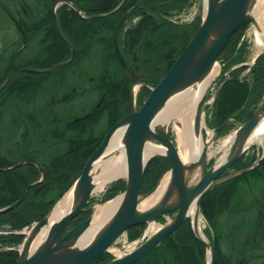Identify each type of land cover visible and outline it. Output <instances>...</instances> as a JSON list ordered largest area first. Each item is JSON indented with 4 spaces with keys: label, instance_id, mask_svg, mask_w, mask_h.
<instances>
[{
    "label": "rangeland",
    "instance_id": "obj_1",
    "mask_svg": "<svg viewBox=\"0 0 264 264\" xmlns=\"http://www.w3.org/2000/svg\"><path fill=\"white\" fill-rule=\"evenodd\" d=\"M96 1L99 3L100 0ZM205 3V0H195V3L189 6L187 10H181L182 13L179 11L177 13L174 12L172 19H174L175 24L176 21L185 24L194 18L198 20L201 18L200 15L204 16ZM48 8V4L44 3V5L40 6V11L50 10ZM38 14L40 15V13ZM115 15V18H111L109 22L102 17L95 19L91 24V28L80 26L82 34H87L85 43L80 44L78 55L74 62L55 68L56 70L53 73H58V78L56 76H50L49 78L24 77L25 80H21L23 82L21 90L15 91V87L13 86V90L8 89L3 94L4 101L2 102V107L0 105V151L3 152L6 158V165L17 163L18 161L19 163L13 167L6 166V168L8 167L5 171L6 173H0V210L8 208L0 213L19 209L27 202H30L29 205L33 207L43 202L52 203L42 218L33 220L29 225L19 230H14L21 232V234H13L22 236V243L14 247H7L17 250L19 256L26 238L22 233L26 232L29 234L36 222L41 221L53 211L79 179L88 162H86L82 172L78 174L73 183L63 192L61 187L66 183L67 177V180H69V170L67 169L69 168V159L73 158L74 162L79 164L78 160L80 156L84 159L83 153H88L87 149L91 144L90 141L101 139L103 137L101 135L106 133L113 121L109 101L107 103L103 102L101 107L96 108V105L101 101V95L98 91L99 83L96 81L92 85L88 79L90 76L96 75L99 78L103 76L105 81L109 82L114 75L117 77L118 73H120L122 65L115 56L112 38L114 34L113 28L121 15L119 17L117 14ZM254 24L253 19L249 16L246 25L242 29L244 31V39L249 44V54L246 61L248 64L253 63L257 51ZM190 31V27L185 32V28L162 26L159 31L152 30V33L147 38V42L152 40L162 42L164 40V32L167 34L176 32L181 33V35H188L192 33ZM44 35L46 36L47 34L45 32L39 33L38 42L34 50L29 49V46L26 49L33 52L31 57L35 56V53H44L47 41L48 43L50 41ZM169 42L171 40L163 44L165 45ZM171 44L168 45L167 54L174 47L178 46L175 44L170 46ZM147 46L140 50L142 59H145ZM164 62L157 65L159 70L165 68ZM219 64L221 65V73L214 79L208 89L205 102H212L215 97L218 80L223 72L222 60L219 61ZM54 66L52 65V67ZM247 72L248 69L245 70V73ZM80 80L81 84L74 87ZM138 90L139 84H136L133 90L136 108H139V104L137 103ZM51 97H54L53 101H50ZM88 108H94V114L76 123L74 120L87 114L86 109ZM96 110L98 111L95 112ZM210 115V109L204 111L207 127L204 128L203 133L206 139L211 138L212 142L216 145L230 139L236 134L239 127L242 126V123L237 121L238 123L236 122V124H230V128L226 133L221 132L216 135L214 127L208 124ZM208 129L213 131L212 137L209 136L210 132ZM169 131L172 138L176 140L172 127ZM27 154L33 157H30L31 159L25 163L20 162L25 157L24 155ZM244 155L256 158V161L253 163L254 166L248 167L249 169L252 168L247 171L248 173H241V170L232 171L231 175L237 174L235 177L239 178L237 188L230 193L231 198L228 203L224 207H221L218 218L217 216L215 218V225L212 226L209 223L203 212L201 203V226L207 240L214 245L216 254L215 264H264V217L259 212L261 208L263 210L264 201L263 205L258 204L260 198L264 200V162H262L264 161V146L254 145L247 149ZM215 161L213 160L212 162ZM74 162L73 164L75 165ZM26 165L36 166L39 171L38 178L40 180L35 182L31 178L30 174L32 170L25 167ZM235 169L238 168L235 167ZM169 172L171 170H168L153 188L147 191L142 190V193H147L157 188L158 184L161 183V180ZM47 178L48 183H45L44 180ZM107 185L103 190L96 191L92 195L90 202L86 205V210L81 212L87 213L88 217L79 222L74 221L73 223L76 222L75 224L70 223L78 218L80 213L66 225L63 233L87 220L91 215H94L98 206L118 198L126 191L105 200L103 195L107 189ZM99 200L102 202L100 203ZM175 215L176 213L172 215L168 214L166 217L157 219L155 223H158L160 226L166 225ZM187 221L191 226V221ZM187 221L182 225L187 223ZM137 226H142L140 229L141 233L138 236H132V233L128 232V229L111 247L110 252H108L111 255L109 258L116 257L115 250L117 249L122 250L124 255L128 254L133 249L130 247L131 245H135V242L138 241L142 244L144 239L153 234L148 224ZM5 230L12 229L0 227L2 234H9V232L4 233ZM173 234L174 232L169 234L158 247L142 257L139 260L140 264H210V250L206 248L204 243L199 241L206 248L202 259L201 257H197L196 254L198 252H196L195 246L192 247L190 245V240L186 235L185 238H182L184 234L181 233V238L179 235L176 242H173L171 238L169 239Z\"/></svg>",
    "mask_w": 264,
    "mask_h": 264
},
{
    "label": "water",
    "instance_id": "obj_2",
    "mask_svg": "<svg viewBox=\"0 0 264 264\" xmlns=\"http://www.w3.org/2000/svg\"><path fill=\"white\" fill-rule=\"evenodd\" d=\"M126 1L123 0L114 11L101 16L116 12ZM205 1L207 9L190 43L161 81L156 86L151 87V93L141 108L137 109L134 106L131 113L116 122L108 131L100 147L88 160L81 176L73 185L75 196L73 207L52 224L46 239L37 248H33V242L41 230L49 224L52 212L41 221L36 222L29 234L26 232L22 233L26 238L16 264H99L101 257L106 252H110L114 243L129 228L140 224L149 225L151 222H156L157 219L173 212H177L176 216L168 224L161 226L156 233L144 241L136 250L105 264H132L136 262L158 247L169 234L175 232L188 218L192 219V228L196 238L210 250V264H215L214 245L199 235L198 221L201 203L217 183L225 179H219L218 177L232 167L246 151L245 145L251 133L264 116V101L253 116L237 130L231 144L228 159L217 168L215 165L210 166V162L206 158V152L203 153L198 161L185 164L180 157L178 145L169 136L168 129L155 123L158 114L172 97L189 88L198 87L200 83H203L211 75L216 63L219 62V56L244 21L249 16L254 21L251 11L256 0ZM126 17L127 14L116 28L115 48L124 74L128 77H133V72L125 60L118 43ZM71 48L73 51L71 59L55 65L50 70L73 61L75 50L72 45ZM135 78L136 84H139L137 77ZM219 91L220 89L217 90L215 98L218 96ZM207 92L208 90L197 105V131L200 130L204 111L207 110L211 103L204 102ZM239 113L240 111L237 114ZM229 120L230 118L220 127L215 128L214 133H217ZM122 128L125 129L123 141L126 150L128 174L109 181L112 182L121 178L127 180V189L120 195L123 196L121 205L109 217L101 230L89 239H86V233L91 227L93 215L63 233L66 225L86 210V205L97 191L92 168L94 163L105 154L114 134ZM150 141L164 145L166 152L147 154L146 146ZM156 155L164 156L171 165V181L161 200L146 211H141L139 208L141 201L150 196L156 189L147 193H142L141 191L148 167ZM198 168H200L201 178L197 184H190L188 175ZM248 170L250 169L241 170V173ZM235 175H231V177ZM99 202L101 203L102 201L99 200ZM194 202H197L198 208L195 218H192L189 212ZM7 209L0 210V212ZM6 232L21 234L18 231Z\"/></svg>",
    "mask_w": 264,
    "mask_h": 264
},
{
    "label": "flooded vegetation",
    "instance_id": "obj_3",
    "mask_svg": "<svg viewBox=\"0 0 264 264\" xmlns=\"http://www.w3.org/2000/svg\"><path fill=\"white\" fill-rule=\"evenodd\" d=\"M105 1H109V0H105ZM105 1L100 0L98 3L96 0H0V105L1 107H2V102L4 101L3 94L8 89L13 90L12 88L13 86L15 87V91L21 90V86L23 85V82H21V80L24 79V77H30V78L47 77L49 78L50 76L51 77L56 76L58 78V73H53V71H55L56 69H53V70H50V69L53 68L52 65H57L62 62L63 63L67 62L72 57L73 51H72L71 45L74 47V50H75V57L72 62L75 61V58L78 55L77 54L78 48L80 44L85 43V39L87 37L86 36L87 34H82V32L80 31V26L81 25L88 26L89 28H91L92 20L97 19L99 17L101 18V16H98V14H96L95 12H89V10L93 8H97V7H102V4ZM126 2L122 5L121 8H119L116 12L113 13L115 15L122 11L120 19L117 21V24L113 28L114 34L112 38V45L115 51V56L119 59L118 54L116 52V48H115V32H116V28L118 24L120 23L122 18L127 14L125 23L122 27V30L118 38V43H119L121 52L134 75L133 77H129V78H133L135 80L136 79L135 77H137L138 81L141 82V84H143L141 85L137 93L138 94L137 103L139 104V106H141V104L144 101L143 100L141 103V100H140L142 90L143 88H147L149 90L150 85L148 86L143 82V80L145 79V73L143 72V69L141 68L143 63H140L141 57H142L140 55V48L137 47L135 50L132 51L130 55L128 54L126 55L124 51V44L122 42L123 37H124V30L127 28L125 25L130 22L129 24L134 29V27L139 25L140 20H141V15L133 16L132 8L123 10L122 8L126 4ZM44 3L48 4L49 6L48 9L50 10L40 11V6L44 5ZM38 13H40V15ZM92 16H96V17H92ZM195 20L197 19L194 18L185 24L191 25L195 22ZM86 21H89V22L85 23ZM2 22L4 23L3 25H2ZM42 32H45L47 34L46 36L45 35L44 36L47 38V40L49 39L50 41L49 43L47 41V44H46L47 46L44 48V53H38V54L35 53L36 55L31 57L33 52H30L29 49L34 50V47L36 43L38 42L39 33H42ZM241 33H242V37L240 38L238 42L239 44L237 46V53L239 52L238 50H239V47L242 45V43H247L243 36L244 31H241ZM143 40L144 38H142L141 43L143 42ZM28 46L30 48L27 51L26 49L28 48ZM248 47H249V44L247 43V49ZM247 53L249 54V51ZM248 54L244 61L237 62V63L236 62L233 63V59L236 53H234V55L230 57L229 59H227V57L225 56L220 59L223 62V70L224 68H226V66H229V68L226 71L222 72V76L218 80L219 82H218L216 89L217 90L220 89L219 94L221 90L223 89V87L226 85V83H228L231 79H233V77L235 76L234 75L235 71L240 70L238 72L239 80L253 81V79H250L251 78L250 73L252 71V67L255 65L257 60L264 54V50H262L259 54H257L254 57L252 64H248L246 62L248 59ZM247 69H248V72L245 73V70ZM124 76L126 75L124 74L123 68H121L120 73H118L117 77L114 75L109 80V82H106L103 76L99 78V76L96 77V75H92L88 79L89 83L92 85L93 83L95 84L96 81L99 83L98 91H99V94L101 95V98H100L101 101L96 105V108L101 107L103 102L107 103L109 101V107L111 109L113 121L109 129L106 131V133L101 135V137L103 136L101 139L90 141L91 144L87 149L88 153L87 154L83 153V156L87 157L85 160V163L88 161L90 156L100 147V145L104 141L110 128L120 119L125 117L123 115L121 117L119 116V112L122 110L123 105H124L123 97L118 94H115V91L110 89V86L113 84V82L119 81V79ZM80 84H81V80L78 81V83L75 84L74 87ZM219 94L215 98L213 103L208 107L211 113L208 124L211 127L217 128V127H220L222 124H224L226 120H228L229 118L230 120L221 129H219L217 133H215L216 135L220 134L221 132L226 133L227 130L230 128L229 127L230 124H236L237 121L241 122L242 125L245 124L253 116L252 115L247 119V114L244 113V107H241L239 110H237L234 113L233 116H230L226 120L219 123V121L215 120V115H214L215 114L214 112L215 102H216V99L219 97ZM60 99L61 97L59 98V101ZM53 100H54V97H51L50 101H53ZM263 101H264V95L259 102V106L262 104ZM134 104H135V98L133 94V86H131L130 110L128 109L127 110L131 112L133 110ZM97 111L98 110H96L95 112ZM128 111H125V114L127 113L128 115L130 113ZM239 111L240 113L237 114ZM86 113L87 114L79 118H76L74 121L77 123V122H81L87 117H91V115L94 114V108L86 109ZM239 116H243V117L239 118ZM217 124H220V125H217ZM244 154L233 164L232 167L228 168L222 175L218 177L219 179H223V178L225 179L217 183V185L208 194H211V192L219 188L221 185L227 184L229 180L236 179L237 177L235 176L231 177V173L233 170L239 171V170L253 166V163L256 161V158H254L253 156L247 157ZM24 156L25 157H23L20 160V162L22 163L29 161L33 157V156H30L29 154L24 155ZM212 161L210 162L211 166H213V164H216V161L215 162H212ZM239 161L243 163L244 165H242L241 167H238L237 165ZM17 163H19V161ZM17 163H10L6 165V158L4 157L3 152L0 151V173L1 174L6 173L5 171L8 167H13ZM85 163L83 167L85 166ZM6 166L8 167L6 168ZM235 167H237L238 169H235ZM237 179L239 180V178ZM38 180L40 179L37 178L35 182ZM44 182L48 183V178L45 179ZM229 191L231 190L229 189L227 192L222 193L221 196L225 198L228 195ZM203 201H202V204H203ZM263 201L264 200L260 198L258 204L263 205ZM227 203L228 202L224 203L223 207ZM259 212H260V215L262 214L264 217L262 208H261V211L259 210ZM174 213L176 212H173L170 214L172 215ZM219 214L220 213H218L217 218ZM214 222H216V219H214ZM209 223L212 226L215 225V223H212V222H209ZM0 227H3V226L0 225ZM104 256H102V258L100 259V264H105L108 261L114 259V258H109L111 256L109 254H106L105 257ZM139 260H137L136 262H138Z\"/></svg>",
    "mask_w": 264,
    "mask_h": 264
},
{
    "label": "trees",
    "instance_id": "obj_4",
    "mask_svg": "<svg viewBox=\"0 0 264 264\" xmlns=\"http://www.w3.org/2000/svg\"><path fill=\"white\" fill-rule=\"evenodd\" d=\"M120 2H122V0L105 1L102 4V7L93 8L89 10V12H95L98 15L102 13H107L114 10L120 4ZM194 2L195 0H128L122 8L123 10L132 8L133 16L141 15L140 23L139 25L134 27V29L129 23L125 25L127 28L124 30V37L122 42L124 44V51L126 55H130L132 51L135 50L137 47L142 50L143 47H146L148 45L145 51V59H142L141 57L140 61V63H143L141 68L145 73V79L143 80V82L146 85L155 86L161 81V79L170 70L179 55L183 52V50L186 48V46L190 43V41L196 34L201 23V18L195 20V22L191 25L180 24L179 21H176L175 24L174 19H172V17H174V12L177 13V11H179L180 13H182L181 10H187L189 6L193 5ZM121 13H119V15H121ZM115 16L116 15L113 14L110 16H104L102 18H105V20L109 22V20L111 18H114ZM93 21H95V19H93L92 22ZM246 21L243 23L240 29L232 36L225 50L220 55L219 59L223 58L224 56L229 59L234 55V53H236V55L233 59V63L241 62L246 59L248 54L247 43H242V45L239 47V52L237 53V46L239 44L238 42L242 37L241 31L246 25ZM87 22L89 21H86L85 23ZM162 26L172 28L175 27L180 29L185 28V32L190 27L192 33L188 35H181V33L176 32H171L169 34L164 32V40L162 42H158L157 40L147 42V38L152 33V30L159 31ZM142 38H144V40L141 43ZM170 40L171 42L165 45L163 44L164 42H168ZM170 43L178 46L174 47V49H172V51L167 54L168 45ZM172 44L170 46H172ZM163 62L165 68L159 70L157 65L162 64ZM228 68L229 66H226L223 71H226ZM239 71L240 70L234 72L235 76L228 83H226V85L221 90L219 97L216 99L214 115L215 120L219 121V123L226 120L228 117L233 116L234 113L241 107H244V113L247 114L248 119L258 108L259 102L264 95V54L257 60L255 65L252 67L250 79H253V81L239 80ZM133 85L134 79L129 78L128 76H124L120 78L119 81L113 82V84L110 86V89L114 90L115 94L122 96L124 99L123 108L119 112L120 117L122 115L126 116L127 113L125 114V111L130 110V89ZM149 94L150 89L148 90L147 88H143L140 99L141 103L149 96ZM242 117L243 116H239V118ZM86 158L87 157L82 159V157L80 156L78 160L79 164H77V162H74L73 158L69 159V168H67L69 170V180H67V177L66 183H64L63 187H61V190L63 192L66 188L70 186L71 183H73L74 179H76L78 174L82 172V168H84L83 165L85 163ZM73 162L75 163V165L73 164ZM242 165L244 164L239 161L237 166L241 167ZM25 167H28L29 170H32L30 174L31 178L33 180H36L39 176V171L36 166L26 165ZM169 169L170 164L165 157H154L148 167L142 190L147 191L153 188L158 182V180ZM237 182V178L231 179L227 184L221 185L219 188L215 189L213 192H211V194H208L204 198L202 204L203 212L209 222L215 223L214 219L218 215L221 207H223L224 203L230 200V193L232 192V190H236ZM126 188V180L121 179L114 181L108 185L106 191L104 192L103 198L105 200L110 199L115 195L119 194L120 192L125 191ZM229 189L231 191H229L228 195L225 198L221 196L222 193L227 192ZM30 195L29 197L32 198V196ZM29 204L30 202H27L26 204L24 203V205L19 209L0 213V225L3 227L7 226L12 230H19L29 225L33 220L42 218L49 210V207L52 203L48 204L43 202L38 205L36 204L35 207ZM86 217H88L87 213H81L78 218H76L70 223H73L74 221L79 222L85 219ZM141 227L142 226L133 227L129 229L128 232H131L132 236H138L141 233ZM181 233L184 234L182 238H185L186 235L190 240V245L192 247L195 246V250L196 252H198V254H196L197 257H201L203 259L206 248L194 236L192 228L188 222L178 228V230H176L174 234L169 237V239L171 238L173 242H176V239H178L177 237H179V235L181 238ZM22 240L23 237L18 234L10 233L0 235V264H16V261L19 256L18 251L13 248L10 249L9 247L19 245L20 243H22ZM134 264H140V261Z\"/></svg>",
    "mask_w": 264,
    "mask_h": 264
},
{
    "label": "bare ground",
    "instance_id": "obj_5",
    "mask_svg": "<svg viewBox=\"0 0 264 264\" xmlns=\"http://www.w3.org/2000/svg\"><path fill=\"white\" fill-rule=\"evenodd\" d=\"M206 9L207 7L204 5V10ZM251 12L255 23L254 33L257 47L256 56L264 50V0H256ZM200 17L202 22L204 16L200 15ZM220 73L221 65L218 62L211 75L208 76L203 83H200L198 87L189 88L188 90L182 91L172 97L158 114L155 121L156 124L164 126L168 130L171 127L173 128L176 136L174 142L178 145L180 157L185 164H189L192 161H198L203 153L206 152L207 160L209 162L216 160L215 167L217 168L226 162L230 154V148L234 136L218 145L212 142L211 138L206 139L203 133L204 128L207 127L204 117L200 124V130L197 131L196 129L197 105L208 90L214 78ZM208 130L210 132L209 136L212 137L213 131L211 129ZM124 133V128L119 129L114 134L105 154L94 163L92 175L97 191L103 190L109 181L128 174L126 150L123 141ZM254 145L264 146V116L251 133L245 147L246 149H249ZM165 152L166 147L164 145L154 141L147 143V154L151 155L154 153ZM188 178L190 184H197L201 178L200 168L190 172ZM170 181L171 173L169 172L161 180V183L154 192L141 201L139 206L140 210L146 211L157 204L165 194ZM74 197V187H72L53 209L50 215L49 224L38 234L33 242V248H37L44 242L52 224L73 207ZM122 199L123 196H119L108 203L98 206L93 215L91 227L86 233V239L93 237L101 230L106 220H108V218L119 208ZM197 208V202H194L189 212L192 218H195ZM198 222L199 235L207 239L201 226L200 217ZM160 228L161 226L158 223L151 222L149 224V229L153 234ZM115 253L117 257L124 256V252L120 249L115 250Z\"/></svg>",
    "mask_w": 264,
    "mask_h": 264
}]
</instances>
